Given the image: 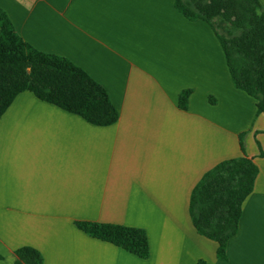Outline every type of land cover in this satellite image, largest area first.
<instances>
[{"label":"crops","instance_id":"1","mask_svg":"<svg viewBox=\"0 0 264 264\" xmlns=\"http://www.w3.org/2000/svg\"><path fill=\"white\" fill-rule=\"evenodd\" d=\"M0 9L31 47L100 84L119 114L95 126L29 91L13 99L0 117V264L23 247L42 264H264V114L233 85L210 24L186 19L175 0H0ZM241 145L258 174L218 259L191 223L190 193ZM81 221L144 229L149 257L86 235Z\"/></svg>","mask_w":264,"mask_h":264},{"label":"trees","instance_id":"2","mask_svg":"<svg viewBox=\"0 0 264 264\" xmlns=\"http://www.w3.org/2000/svg\"><path fill=\"white\" fill-rule=\"evenodd\" d=\"M175 7L186 19L202 20L213 27L233 85L254 98L257 113L264 114V9L259 0H175ZM23 91L95 126H110L119 118L100 84L68 59L31 47L0 9V117ZM189 94L188 90L180 93L181 110L187 109ZM257 174V166L242 148L240 157L221 161L205 172L190 193L191 223L200 236L217 244L218 259L226 257L227 242L237 233L243 203ZM75 224L92 238L140 259L149 257L148 238L142 228L83 221ZM15 256L14 264L43 262L40 252L32 247L18 249Z\"/></svg>","mask_w":264,"mask_h":264},{"label":"rangeland","instance_id":"3","mask_svg":"<svg viewBox=\"0 0 264 264\" xmlns=\"http://www.w3.org/2000/svg\"><path fill=\"white\" fill-rule=\"evenodd\" d=\"M218 30L221 34H224V30H222L221 28L218 27Z\"/></svg>","mask_w":264,"mask_h":264}]
</instances>
